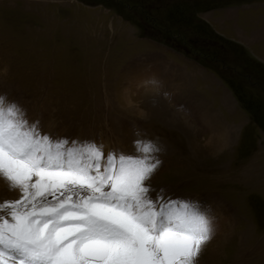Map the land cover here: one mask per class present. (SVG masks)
Instances as JSON below:
<instances>
[{
  "label": "rangeland",
  "instance_id": "obj_1",
  "mask_svg": "<svg viewBox=\"0 0 264 264\" xmlns=\"http://www.w3.org/2000/svg\"><path fill=\"white\" fill-rule=\"evenodd\" d=\"M242 3L0 0V264H264V35L202 19Z\"/></svg>",
  "mask_w": 264,
  "mask_h": 264
},
{
  "label": "crops",
  "instance_id": "obj_2",
  "mask_svg": "<svg viewBox=\"0 0 264 264\" xmlns=\"http://www.w3.org/2000/svg\"><path fill=\"white\" fill-rule=\"evenodd\" d=\"M261 6H263V4ZM249 7H251V5L246 3L245 4L242 3L239 6H236L235 4L234 5L230 4L229 7H224V8H222V6H218L215 7L213 10L203 12L202 19L210 23V25L214 26L216 29L218 27L219 29L218 32L221 35L232 38L246 37L243 31H242L243 34L240 31H238L240 29V26H243L248 29L247 32L250 34L252 32H256L257 34L254 37V39L256 41H261L263 40L262 37L264 35V29L261 30V26L264 22V19L262 23L254 22L255 20L246 21L245 17L249 15L247 12L248 11L247 9ZM254 27L256 28L254 29ZM231 31L233 32L231 33Z\"/></svg>",
  "mask_w": 264,
  "mask_h": 264
},
{
  "label": "trees",
  "instance_id": "obj_3",
  "mask_svg": "<svg viewBox=\"0 0 264 264\" xmlns=\"http://www.w3.org/2000/svg\"><path fill=\"white\" fill-rule=\"evenodd\" d=\"M148 21H146V26H147V30H146V36L147 37H150V38H157V40H158V37H157V34H158V32H156L155 31V29H154V27L155 26H157V28H159L160 27V25L158 26V21H156L155 23L153 22V20H151V19H153L151 16L149 17L148 16ZM151 18V19H150ZM149 24V25H148ZM159 30V29H158ZM167 36H169V37H172L173 38V36H171V35H167ZM159 41H161V40H159ZM184 43H187V42H184Z\"/></svg>",
  "mask_w": 264,
  "mask_h": 264
}]
</instances>
